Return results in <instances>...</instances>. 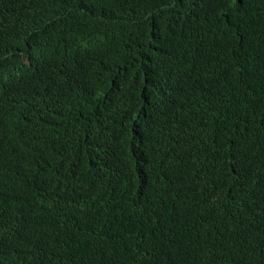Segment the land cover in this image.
<instances>
[{
	"label": "trees",
	"instance_id": "1",
	"mask_svg": "<svg viewBox=\"0 0 264 264\" xmlns=\"http://www.w3.org/2000/svg\"><path fill=\"white\" fill-rule=\"evenodd\" d=\"M0 264H264V0H0Z\"/></svg>",
	"mask_w": 264,
	"mask_h": 264
},
{
	"label": "snow or ice",
	"instance_id": "2",
	"mask_svg": "<svg viewBox=\"0 0 264 264\" xmlns=\"http://www.w3.org/2000/svg\"><path fill=\"white\" fill-rule=\"evenodd\" d=\"M238 2H240V0H219V3L224 8L226 13L232 7L233 4H236ZM233 171H235V168H233ZM237 175H239V173H237Z\"/></svg>",
	"mask_w": 264,
	"mask_h": 264
}]
</instances>
